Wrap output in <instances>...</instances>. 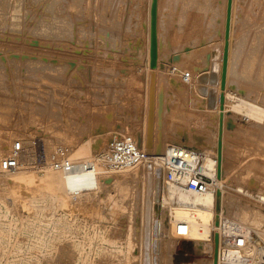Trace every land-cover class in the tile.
<instances>
[{
  "label": "rangeland",
  "instance_id": "obj_1",
  "mask_svg": "<svg viewBox=\"0 0 264 264\" xmlns=\"http://www.w3.org/2000/svg\"><path fill=\"white\" fill-rule=\"evenodd\" d=\"M188 2L160 0L163 51L156 87L161 102L150 139L154 147L148 153L155 155L157 145L164 147L175 124H182L200 141L204 137L198 132L210 128L215 143L221 141L224 205L230 202L231 206L222 213L221 199L216 198L209 231L201 239L187 241V231L179 235V221L169 216L173 199L159 190L157 182L148 197V250L153 251V264H212L214 248L209 250V241L225 219L235 221L234 206L258 207L264 213V202L250 197L264 193V116L257 122L230 107L207 113L180 77L187 72L190 80L194 69L206 68L199 55L205 48L197 47L218 43L224 0H196L194 7ZM234 4L229 103L246 100L264 113V81L259 82L264 80V0H235ZM197 5L205 11L200 19H195ZM146 7V0H0V157L11 156L14 142L22 144L20 168L13 173L0 171L4 202L0 264L144 262V243H139L144 226L140 214L146 208L142 202L147 199L143 179H132V171L109 177L95 171V175L91 157L101 154L113 138L143 137L149 84L140 26ZM137 37H141L138 45ZM187 48L192 50L184 52ZM154 99L149 97V103ZM229 136L242 146L235 145L228 154L232 159L226 161L223 147ZM210 147L211 154L217 155L216 144ZM253 160L256 166L248 170ZM56 161L64 162L62 176L51 168ZM142 166L138 167L141 173ZM146 167L161 171L152 160ZM68 168L75 171L72 177ZM122 176L130 179L114 183ZM56 189H64L60 197ZM52 220L65 224L66 230L55 229ZM238 224L250 228L264 243V220L257 225ZM219 256L225 258L222 252ZM256 261L264 264L259 255Z\"/></svg>",
  "mask_w": 264,
  "mask_h": 264
},
{
  "label": "bare ground",
  "instance_id": "obj_2",
  "mask_svg": "<svg viewBox=\"0 0 264 264\" xmlns=\"http://www.w3.org/2000/svg\"><path fill=\"white\" fill-rule=\"evenodd\" d=\"M79 1L81 2V0H79ZM234 1L235 0H232L231 17H230V31H229V37H228V40H227L228 41V57H227V68H226V77H225L224 88L223 89L221 88V73H222V64H223L222 56H223L224 46H225V43H226V40H225V37H224V28H225V20H226L227 0H224L223 5H221V3H219V5L222 6V8H220L219 10H221V12H222L221 16H222V19H223L222 20L223 29H222L221 35L219 36L218 43L211 41V42H208V43L207 42L206 43H202V44H200L197 47L200 50H203L205 48L204 51L200 52L199 55H200V59L205 64L204 66H206V68L205 69L202 68V69H199V70L198 69H194L193 74H191L192 77H190V80L187 82L186 85L190 84V86L192 87L193 94L195 96H197L199 98V100L202 102L203 109H204L205 112H207V113H216L217 111H219L221 109V107L222 108L230 107V110H233V111H236V112H239V113H244L248 117H250L251 119H253V120L257 121V122L258 121L260 122V120H263L264 113H263L262 109L258 105L254 104V103H251V102H248L246 100L237 99V98L234 99L231 103H229L230 94L228 93V82H229L231 57H232V51H231V37L232 36H231V34H232V24H233V19H234V17H233V15H234V6H235ZM150 4H151V0H146V5H147V7H146V15L144 17V20L141 22V26H140V28H141V35L140 36L141 37L143 36V44H144L143 47H145V52H146V54H145V68H146V71L148 72V75H147L148 76V84L150 86V87L148 86V90L146 89V91H148V93H146V95H147L146 104L148 105V107L146 106L145 108H146V110L148 109V112H146V120H145V124H144V134H143V137H142L141 140H134L131 137H122V138H130V139H132L133 141H135L136 144H138V146H140L141 148H143L147 152L149 150H147L146 146H148V145L145 144V142H146V139L148 138L147 142L150 144V139L151 140L153 139L151 137L153 135L152 133H154V131H155L154 129L156 127L157 117L159 116L160 102H161V99H160L159 94H158V88L156 87V82H157V84L159 82V78H158L157 74H158V71L160 70L159 69L160 68V57H161V50H162L161 32H160V28H161V18H160L161 17V13H160L161 12V5L160 4L161 3H160V0H158V2H157V22H156L157 62H156V67L154 69H151L149 67ZM72 5H74V4H72ZM188 5L191 6V7L196 6V0H189ZM204 12L205 11L203 10V6L197 5V14L199 13L198 14L199 16L198 15L195 16V19L197 17L200 19ZM68 19H69V17H68ZM70 23H71V21L69 22V24ZM141 37L140 38L139 37L136 38V40H135L136 41V45L139 44V42L141 40ZM192 48H187L186 50H184V52H190L192 50ZM194 49H196V47H194ZM177 60H178V58H177ZM256 62H258V61H256ZM255 66H257V65H255ZM188 74L190 76V73H188ZM261 81H264V80H262V78H261V80H259V82H261ZM263 84H264V82H263ZM146 95H145V97H146ZM221 95L223 96V103L222 104L220 102V96ZM149 97L150 98L155 97V99H154L155 101L153 100L154 103H152V102L149 103V101H148ZM262 142H264V141H262ZM48 147L49 146H47V148ZM153 151L156 152V154L153 156V162L156 165H159L158 158L164 152H161V153L157 152L158 150H153ZM102 155H103V153L91 157V161L93 162V164L95 162L94 159L96 160L97 157H101ZM216 157H217V155H212V156L209 155L208 158L206 159L205 163H204V166H203V174L206 177H208V178H213L214 179L215 187H214V189L210 190L208 193H205V194H202V195H195V194L189 193L188 191H186L184 189H181V188H179V187H177V186H175L173 184L164 183L163 177H162V171H157V169H155V168L153 169V167L152 168H149V167L147 168L146 164L144 166L145 168H143V166H142V168L144 169V170L142 169V173L140 172V169H138V167L130 169V170H124V171H112V170H108V169H105V168H97V172L98 173L99 172L104 173L105 176H106V174H108V177H109V174L113 175V174H120L118 172H121V173L123 172L124 173V172L132 171V175H131L132 179H136L138 177L143 179V182L141 183L142 184V193L143 194L146 193V196H147L146 198L147 199L145 200L146 203L142 202L143 205L144 204L146 205V208L143 210L144 213L142 212L143 214L142 213L140 214L141 217L143 216L142 219L144 220L143 228L140 225L141 228L143 229V231H142V229H140L142 231L143 235H142V238H141L142 240L140 239V242H139L140 245H141V241L144 243L143 255L144 254L145 255L144 256L141 255V256L144 257L143 258L144 262L142 264H153L154 263L153 262V254H152L153 251L150 253V249L148 250V246H149L150 238H151V235H150V228H151L150 226L151 225L149 224L150 223V219H151V218H149L150 217L149 216V214H150L149 212H151V209H149L151 207L150 203H149V200H151V199L149 198V200H148V197H149V195H150L152 190L155 191L156 186H157L156 185L157 182H159V187H158L159 190L161 192H162L163 189L166 190L167 191V196L169 195L170 199L171 200L173 199L174 207L171 204H169V205H171L173 207L172 210L169 209L170 210L169 211L170 212L169 216H170L171 220L179 221V222H177L178 225L176 226V229L178 230V233H181L182 230H185V232L187 231V235L188 236H185L186 238H184L187 241L188 240L189 241H194L195 239L196 240L197 239H201V238H203L202 236H204L209 231L208 230L209 228H207V227H208V224L210 223V218L213 217L216 214L215 213L216 198H220L221 199V202H222V211L221 212L222 213H223L224 210H226V208L231 206L230 202L228 203L229 205L226 204L227 207L224 205V199H225L224 197H225V194H226L227 191H226V188H224L226 185H225L224 181L222 180L223 179V176H222V172L223 171H222V169H221L220 178L216 177V167H217ZM1 159H2V157H0V160ZM20 160H21V154H19L18 158H17V163H18V168L17 169L20 168ZM47 160H49V158ZM89 160H90V158H89ZM255 166H256V163L253 160V163H250L247 166V169L251 170L250 168L255 167ZM137 171H138L139 174H142V175L139 176L138 174H136ZM71 173H73V175L75 174L74 169L72 170V168H68V175L71 176ZM227 175L230 178L233 179L232 172H228ZM100 176L101 175H99L97 177L100 178ZM126 179L129 180L130 178L127 177V176H122L119 180H117V178L114 179L115 180L114 183L121 185V183L125 182ZM156 179L158 181H156ZM137 180L138 179H136V181ZM71 181H72V179H71ZM134 181H133L132 185L135 184ZM136 184H137V182H136ZM72 185H73V183L68 184V192L69 193H72L74 191L72 189ZM120 185H118V186L121 187ZM61 191H64V189H56L55 190V192L57 194L56 195L57 197H60L58 194ZM217 192L219 193V195H217ZM162 195H163V193H162ZM144 196H143V198H144ZM250 197H252L257 202H260V203L264 202V193H260V194H258L256 196L254 195V196H250ZM153 198H154V193H153ZM163 198H164V196H163ZM164 199L166 200V198H164ZM167 200H168V198H167ZM141 201H143V199ZM150 202H152V201H150ZM164 203L166 204V202H164ZM2 204H4V202H3V196L1 194L0 195V207L2 206ZM234 204H236V203H234ZM169 205H168V208H169ZM238 206L237 207L234 206L235 208L233 207L235 209L234 214H236L235 221L234 220L225 219L224 223L221 225L222 227L221 226L215 227V229L218 230L217 233H216V235L218 236L217 264H245L244 263L245 262L244 258H246V257L247 258H249V257L251 258V260H247V264H260L259 262H256L255 256H256V252L257 251L264 252V247H263L264 243H263V241L260 239V237L254 231H252L248 227H245V226H242L241 224H238V222L239 223L246 222V223H250V224H253V225H257L258 223H261L264 220V213L261 212L258 209V207H248V206H242V205H240L239 207ZM257 206H259V205H257ZM141 207H143V206L141 205ZM154 207L155 206H153L152 208H154ZM51 211H53V210H51ZM51 211H49V212H51ZM152 213L155 214V212H153V211H152ZM220 215L221 214H218V216H220ZM142 219L140 221L141 224H142ZM152 220H154V219H152ZM49 223H51V222H49ZM51 224H52L53 227H55V229H58L60 232L61 231L63 232L64 230H66V225L65 224H62L60 222H54V221ZM28 225H30V224H28ZM173 225H174V223H173ZM217 225H219V222H217ZM34 226H36V225L34 224ZM210 226H211V224H210ZM50 227H51V225H50ZM200 228H202L203 230L201 231ZM32 229H33V227H32ZM212 229H214V227H212ZM212 231L214 232L215 230H212ZM238 232L241 233V234H249L253 241L250 240L248 243H246V244H244L242 246H238L236 244H232L228 239H225L223 237V234L231 235V234H236ZM33 234H34V232H33ZM40 234H38V235H40ZM58 234H60V233H58ZM151 234H153V232H151ZM183 234H186V233H183ZM38 238H39V236H38ZM38 242H41V241H38ZM151 242L153 243L152 240H151ZM152 243H151V245H152ZM209 244H211L209 250L214 248V246H215L214 245V237H213V240L209 241ZM149 248H150V246H149ZM151 248H153V247H151ZM139 250L142 251L141 249H139ZM219 252H222V254H223V256L225 258L220 259ZM139 253L141 254V252H139ZM138 259H140V258H138ZM213 259H214V256L211 258V261ZM140 262H142V261H140Z\"/></svg>",
  "mask_w": 264,
  "mask_h": 264
},
{
  "label": "built area",
  "instance_id": "obj_3",
  "mask_svg": "<svg viewBox=\"0 0 264 264\" xmlns=\"http://www.w3.org/2000/svg\"><path fill=\"white\" fill-rule=\"evenodd\" d=\"M176 72V69H172ZM183 82L189 81V74H181ZM12 154L10 157L3 158L0 161V171L4 173H13L18 168L17 158L22 152L21 142H14L11 146ZM101 157H97L92 171L96 175L97 168H105L112 171H124L140 167L153 161V154H149L143 148L138 146L130 138H113L102 152ZM212 151L205 152L201 150H193L178 144H169L163 154L158 158L159 168L162 171L163 181L166 184H173L181 189L195 195H202L214 189L215 181L213 178H208L203 174V166L209 155L212 156ZM63 161H56L52 164L53 172L62 176ZM217 163V157H216ZM217 177V167H216ZM179 235H182L178 233ZM225 239H228L232 244L242 246L248 243L252 238L249 234H223ZM264 259V252H256V256ZM251 258H244V263ZM258 262V261H256ZM260 263V262H259ZM262 264V263H261Z\"/></svg>",
  "mask_w": 264,
  "mask_h": 264
},
{
  "label": "water",
  "instance_id": "obj_4",
  "mask_svg": "<svg viewBox=\"0 0 264 264\" xmlns=\"http://www.w3.org/2000/svg\"><path fill=\"white\" fill-rule=\"evenodd\" d=\"M157 2L158 0H151L150 4V48H149V67L154 69L157 62V33H156V22H157ZM231 7L232 0H227L226 6V20L224 28V37L226 40L223 56H222V73H221V88H224L225 77H226V68H227V57H228V37L230 31V17H231ZM220 102L223 103V96H220ZM222 109V107H221ZM220 132H221V123H220ZM217 178L221 176V141L218 140L217 143ZM217 195L219 193L217 192ZM214 261L213 264H217V251H218V236L214 235Z\"/></svg>",
  "mask_w": 264,
  "mask_h": 264
},
{
  "label": "crops",
  "instance_id": "obj_5",
  "mask_svg": "<svg viewBox=\"0 0 264 264\" xmlns=\"http://www.w3.org/2000/svg\"><path fill=\"white\" fill-rule=\"evenodd\" d=\"M162 51H163V49L161 50V56H162ZM161 61L162 60L160 58V62ZM179 128L182 129V131L180 130L178 132ZM211 131L212 130L210 128L208 130H201V132L196 131L199 133V135L204 137V139L202 141H200V140L194 138L191 131L186 129V127L183 128L182 124H175V126H172V128H171L170 139L164 145V147L166 148V146L169 144H178V145H181V146L193 149V150H201V151L209 152L212 149L210 147L211 145L214 144V146H215V144H216V147H217V142L215 143V141L211 135ZM239 142L240 141L237 138H233V137L229 136L227 143L223 147L225 154H226V161L229 158L232 159L233 156L228 155V154H229V151L232 150L235 145L242 146V144H240ZM150 145H148L149 147L147 146L148 147L147 149L154 147L153 144H150ZM156 147H158V149H159V151H157V152H163L164 147L162 149H161L160 145H157ZM148 152H152V150H150ZM230 154H231V151H230Z\"/></svg>",
  "mask_w": 264,
  "mask_h": 264
}]
</instances>
